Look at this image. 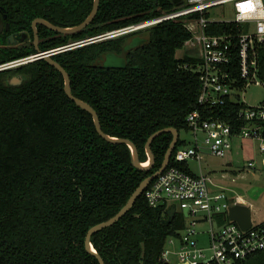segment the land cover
Instances as JSON below:
<instances>
[{"label": "trees", "instance_id": "obj_1", "mask_svg": "<svg viewBox=\"0 0 264 264\" xmlns=\"http://www.w3.org/2000/svg\"><path fill=\"white\" fill-rule=\"evenodd\" d=\"M16 2L30 12L27 25L44 17L71 27L92 8V0ZM174 6L173 0H99L92 22L79 32L60 35L41 27L39 49L140 24ZM185 20L150 26L148 41L127 53L122 67H102L96 61L120 53L125 36L53 55L69 76L71 93L96 111L101 130L130 140L141 163L147 161L145 143L151 134L169 127L187 133L186 116L197 108L200 84L191 68L198 59L187 52L175 56L191 36ZM0 43V63L35 53L31 45L7 46L5 37ZM15 75L22 81L10 85ZM236 112L237 106L228 103L212 116L234 123ZM171 139L170 133L156 137L150 144L151 167L137 169L127 145L97 134L90 114L66 96L61 74L47 62L39 59L0 71V264H98L84 247L87 230L117 213L139 183L159 169ZM185 143L178 137L170 165ZM171 206L162 202L152 207L143 192L90 243L105 264H168L160 261L165 242L186 225L177 209L169 224L162 223ZM239 264H264V250Z\"/></svg>", "mask_w": 264, "mask_h": 264}, {"label": "built area", "instance_id": "obj_2", "mask_svg": "<svg viewBox=\"0 0 264 264\" xmlns=\"http://www.w3.org/2000/svg\"><path fill=\"white\" fill-rule=\"evenodd\" d=\"M179 1L180 4H174L172 10L149 21L43 53L53 56L124 36L165 20L186 18L184 27L191 36L184 47L195 52L191 53L198 63L191 69L197 74L200 84L197 108L190 111L185 119L190 138L175 150L173 164L169 163L148 185L144 195L152 207L162 202L169 205L173 202L177 204V207L174 205L175 210H187L185 228L178 236L167 238L160 255L161 262L239 264L253 253L264 250V218L254 222L250 203L242 196L229 195L223 186L214 182L210 174L203 171L199 175L192 174L187 162L201 164L205 154L222 158L232 149L235 139L257 141L259 152L264 154V102L249 106L240 96L251 85L264 86V0ZM218 13L220 17H217ZM42 55L34 53L0 63V71L31 63ZM228 103L237 106L234 123L221 116H212L214 109L223 110ZM182 163L185 168L181 167ZM262 163L264 165V159ZM252 166L253 163L249 162L245 168L248 170ZM220 178L223 180L225 175L221 174ZM233 205L249 208L251 224L247 230H242L228 218V209ZM199 213L202 216H197ZM202 222L206 227L198 231L196 227ZM199 235L206 237V247L199 245ZM171 256L175 257V262Z\"/></svg>", "mask_w": 264, "mask_h": 264}, {"label": "rangeland", "instance_id": "obj_3", "mask_svg": "<svg viewBox=\"0 0 264 264\" xmlns=\"http://www.w3.org/2000/svg\"><path fill=\"white\" fill-rule=\"evenodd\" d=\"M220 17V14H216ZM150 26L141 28L138 31L124 35V44L122 51L118 54L107 53L99 57L96 63L102 67H122L126 64L127 53L131 52L135 48L141 46L148 41V31ZM72 39L68 38L67 42ZM195 53L190 49L183 47L177 50L175 53L176 58H181L183 54ZM13 77H20L15 75ZM11 77V78H13ZM10 78V80H11ZM22 80V78H21ZM16 80H12L15 82ZM11 83V82H10ZM241 99L249 106H257L264 102V86L251 85L245 88L240 93ZM179 138L189 139L190 135L184 131L179 132ZM239 158V159H238ZM264 154H261L258 150V142L251 139H235L232 143V149L226 154V156L219 158L210 156L208 154L203 155L201 164L194 161H188V166L192 174L199 175L201 171L205 174H210L214 182L225 188L229 195L242 196L252 206V218L254 222H259L264 218V165L262 163ZM253 163V166L245 168L247 163ZM229 164V165H227ZM224 174L225 178L222 180L220 175ZM232 179L234 181L232 182ZM176 205V203H171ZM202 216V213L197 214ZM220 221V218H217ZM205 224L199 223L197 225L198 231L205 229ZM199 245L206 247V237L197 236ZM172 250V247L168 246ZM176 249V248H175ZM209 255V251H207ZM173 262L176 261L174 256H171Z\"/></svg>", "mask_w": 264, "mask_h": 264}, {"label": "water", "instance_id": "obj_4", "mask_svg": "<svg viewBox=\"0 0 264 264\" xmlns=\"http://www.w3.org/2000/svg\"><path fill=\"white\" fill-rule=\"evenodd\" d=\"M173 3L178 5V4H180V1L179 0H173ZM98 4H99V0H93V5H92V8H91L89 14L85 17V19L81 23L74 25L72 27H60V26H56V25H54V24H52V23H50L44 19H40V18L35 19L31 24L32 29H33V37H34L33 44H34L35 53L36 54H43L39 59H42L45 62H47L51 67H53L55 70H57L61 74V76L63 78V91H64V93L66 94V96L70 100H72L75 103L76 106H78L79 108H81L82 110H84L90 114L92 121H93L95 131L97 132V134L107 142L114 143V144H125L128 146V148L130 149L132 165L135 168L142 169V170H146V169L150 168L152 163H153V160H154L153 154L150 150L151 142L156 137H158L159 135H161L163 133H170L172 135L171 142H170V144H169V146L165 152L163 161H162L159 169L155 173L144 178L139 183V185L135 188V190L130 195V197L128 198L126 203L117 211V213H115L109 219L93 225L92 227H90L87 230L86 235H85V239H84V247H85L86 252L89 253L90 255L94 256L96 258L98 264H105L102 257L94 250L93 246L91 245V243H90L91 236L93 234L97 233L98 231H101L102 229H105V228L113 225L119 219H121L131 209V207L135 203L136 199L144 192V190L148 187L150 182L153 181L158 175H160L166 169V167L169 164L171 154H172V152L176 146L179 134H178L176 129L171 128V127L160 129V130L154 132L153 134H151L145 143V153L147 156V163H146V165H144L143 163H141L139 161L136 147L134 146V144L130 140L125 139V138L111 137V136L105 134L101 130L99 118L97 116L96 111L88 103L82 101L81 99L77 98L76 96H74L71 93L70 79H69V76H68L67 72L65 71V69L53 59L52 55H48L46 53H43L44 51H41L40 49H38V46H37L38 35H37V31H36V25L37 24L42 25V26L48 28L49 30L56 32V33H59V34H62V35L74 34L76 32L83 30L92 22L93 18L95 17V14L97 12ZM1 29H2V23L0 21V30ZM26 38H27L26 35L23 34L20 36V39L18 40V37L16 34H11L7 37L6 43L8 44V46H14L17 43L24 42L26 40ZM14 79L16 81L12 82V80H14ZM21 81L22 80L20 77H13V78H11V80H10L11 83L9 82V84L10 85H18L21 83ZM174 212H175V207L171 206L170 210L167 211V213H166V218L162 220V223L166 224V225L169 224L172 220ZM182 213H183L184 217H186L187 210L184 209L182 211ZM227 216L230 220L236 222L242 230H247L250 227V224H251L250 210L246 206L233 205V206L229 207L228 212H227Z\"/></svg>", "mask_w": 264, "mask_h": 264}, {"label": "flooded vegetation", "instance_id": "obj_5", "mask_svg": "<svg viewBox=\"0 0 264 264\" xmlns=\"http://www.w3.org/2000/svg\"><path fill=\"white\" fill-rule=\"evenodd\" d=\"M16 1L17 0H0V21L2 23V29L0 30V40L3 37H5L7 39V37L11 34H16L18 37V40H19L20 36L25 34L27 38L24 42L17 43L16 45L11 46V47H22L25 49V48L30 47V45H31V48L34 49V44H33L34 37H33V29H32L31 24L37 18L44 19L46 21H47V19H45L44 17H36L29 23V25H27L26 20H27V17L29 18L30 12L26 8H22L21 5H19L18 2H16ZM92 5H93V0H92ZM98 6H99V4H98ZM97 11H98V9H97ZM48 22H50V21H48ZM56 26H58V25H56ZM41 27H44V26L39 25V24L36 25V31H37V35H38V43H37L38 49H39V44H40V40H41L39 37L40 32L42 31ZM44 28H46V27H44ZM46 29L48 31H51L48 28H46ZM51 32H53V31H51ZM54 33H56V32H54ZM57 34H59V33H57ZM60 35H62V34H60ZM70 35H72V34H70ZM119 37H121V36H119ZM115 38H118V37H115ZM73 42L74 41L71 40L67 44L73 43ZM7 46H8V44H7ZM34 51H35V49H34Z\"/></svg>", "mask_w": 264, "mask_h": 264}, {"label": "bare ground", "instance_id": "obj_6", "mask_svg": "<svg viewBox=\"0 0 264 264\" xmlns=\"http://www.w3.org/2000/svg\"><path fill=\"white\" fill-rule=\"evenodd\" d=\"M146 163H147V161H146V162H144L143 164H144V165H146Z\"/></svg>", "mask_w": 264, "mask_h": 264}, {"label": "crops", "instance_id": "obj_7", "mask_svg": "<svg viewBox=\"0 0 264 264\" xmlns=\"http://www.w3.org/2000/svg\"><path fill=\"white\" fill-rule=\"evenodd\" d=\"M239 159V158H238ZM227 165H229V164H227Z\"/></svg>", "mask_w": 264, "mask_h": 264}]
</instances>
